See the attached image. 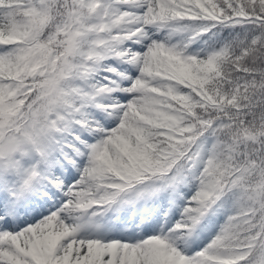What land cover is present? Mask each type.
Instances as JSON below:
<instances>
[{
  "label": "snow or ice",
  "instance_id": "6c2138e0",
  "mask_svg": "<svg viewBox=\"0 0 264 264\" xmlns=\"http://www.w3.org/2000/svg\"><path fill=\"white\" fill-rule=\"evenodd\" d=\"M0 264H264V0H0Z\"/></svg>",
  "mask_w": 264,
  "mask_h": 264
}]
</instances>
